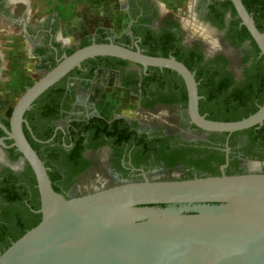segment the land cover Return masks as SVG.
<instances>
[{
	"label": "flooded vegetation",
	"instance_id": "af4514ba",
	"mask_svg": "<svg viewBox=\"0 0 264 264\" xmlns=\"http://www.w3.org/2000/svg\"><path fill=\"white\" fill-rule=\"evenodd\" d=\"M117 3L122 32L117 34L99 24L93 33L78 35L77 47L84 37H89L90 42L99 39L133 48L138 45L147 54L152 50L153 55L161 54L163 49L169 56L176 49L197 61L200 74L194 72V79L200 96L199 113L202 99L207 108L200 114L206 117L208 109L225 99L259 105L254 98L255 91L247 93L246 88L254 87L257 93L263 90L264 76L244 73L250 61L242 63L241 60L250 40L232 32L238 16H233L228 0H195L192 9L196 19L215 28L211 39L206 40L190 34L186 23L185 27L181 26L183 19L178 11L162 6L158 0H117ZM26 10L27 0H0V31L18 28L44 72L62 54H68L72 45L57 35L54 17L48 15L29 21L25 18ZM240 26L238 22L236 29ZM100 29L102 34L98 32ZM231 36H238L235 44ZM232 53L237 54L236 65L230 59ZM115 62L113 59L82 61L79 67L58 80L55 90L32 110L30 117L35 131L47 135L46 139H38L41 154L44 158L51 155L53 161L49 168L58 192L65 197L144 179L176 180L244 173L249 172L250 159L264 160V120L238 132L203 130L189 120L187 93L180 96L183 90L186 92L180 75L154 66L144 72L141 66L129 61L111 67ZM131 64L138 69L130 67ZM103 70L114 74L118 86L134 98L136 113L132 117L124 114L107 117L94 107L90 99L92 85L97 73ZM4 119L8 117H0V122ZM3 136L4 132L0 133L5 144L0 143V181L12 176L21 178L27 161L21 153L12 158L11 141ZM183 156L184 159L169 165L161 158ZM193 160L203 161L206 166L201 169ZM100 168L107 173V178L104 179ZM80 183L88 187L74 191ZM2 205L0 199V211ZM8 225L0 221V226Z\"/></svg>",
	"mask_w": 264,
	"mask_h": 264
},
{
	"label": "water",
	"instance_id": "95a60500",
	"mask_svg": "<svg viewBox=\"0 0 264 264\" xmlns=\"http://www.w3.org/2000/svg\"><path fill=\"white\" fill-rule=\"evenodd\" d=\"M230 1L264 56V33L242 0ZM98 56L127 60L144 72L148 66L175 71L185 84L189 120L203 130L233 132L264 120V102L237 120L200 114L194 72L173 55H150L112 40H92L62 54L17 98L8 127L0 122L3 138L34 174L40 213L0 253V264H264V172L144 179L72 197L54 190L48 167L25 136L23 126L31 130L24 114L71 69Z\"/></svg>",
	"mask_w": 264,
	"mask_h": 264
},
{
	"label": "trees",
	"instance_id": "16d2710c",
	"mask_svg": "<svg viewBox=\"0 0 264 264\" xmlns=\"http://www.w3.org/2000/svg\"><path fill=\"white\" fill-rule=\"evenodd\" d=\"M230 3V7L232 10L233 16L236 15V11L231 3L230 0H228ZM245 8L247 11L252 15L256 27L264 33V20L262 19L263 10H264V1L262 0H242ZM240 21L239 17H236L235 24L233 27V31L236 35L239 33V38H248L250 40L249 46L246 50L243 51V57H242V63H245L247 61H250L249 66L244 67V73L246 72H252L256 74H260L264 76V56L259 54V49L250 36L249 32L245 28L244 25L240 26V29H236L238 22ZM101 29L98 31L100 32ZM101 33V32H100ZM102 34V33H101ZM103 36V35H101ZM232 37V43L235 44V41L237 40V37ZM97 41H104V40H97ZM90 43L89 37H84L82 40V45H86ZM75 48H71L68 53L73 51ZM160 56H167L166 52L162 49ZM172 55L179 61L183 62L186 67L197 73L200 74V70L197 68V61L193 57H189L183 54V52L178 51L176 49H172ZM148 54H155L152 52V50H149ZM116 60L117 62L112 64L111 67H117L118 65H125L128 63L127 60H123L116 57H109V56H98L94 58H88L85 59L83 62H87L89 60ZM54 65V64H53ZM52 65V66H53ZM107 66V65H105ZM108 67V66H107ZM152 68L151 66L147 67V70ZM167 70H171L168 68H164ZM173 71V70H171ZM175 72V71H173ZM176 73V72H175ZM146 82L144 83V85ZM143 85V87H144ZM56 84H53L48 89H46L41 95L35 99V101L32 103V107L27 110L24 114V118L27 120V123L30 127L31 132L26 128V126H23L25 136L31 146L36 150L40 158L43 160L45 166L48 167L49 170H47L52 187L54 190L58 191V188L55 185V176L51 173V170L49 167H51L52 163V157L51 155L46 156L44 158L41 154L40 146L41 143L38 141V139H46L47 135L45 134H39L35 131L33 123L31 121V113L34 107L37 105V103L48 94H51L55 90ZM263 90H260L258 93L256 92V89L254 87L252 88H246V92H252L255 91L254 98L256 101H258V104H262L264 102V88ZM243 91V87H242ZM241 91V94L243 95V92ZM183 94L180 95L186 96L185 90H183ZM235 96H239V94H235ZM204 98V96L202 97ZM203 100L199 101V108L200 113H203L205 111ZM258 105V106H259ZM253 104L245 103L244 101H233V102H226L225 100H222V103L216 104L213 106V108L208 109V115L206 118L213 119V120H237L243 117L248 116L249 114L253 113L257 107ZM11 112V107L7 109L6 116L9 117ZM2 123L5 124L6 127H8V119H4ZM252 128V127H251ZM238 132V131H236ZM0 133L2 134L3 131L0 129ZM11 141V140H9ZM14 147H11L9 150L12 154V158L16 157L17 155H20V152L17 150L13 152ZM166 164H173L177 162L180 159H184L185 157H178L177 159H174L172 157H161ZM186 161V160H185ZM195 161V162H194ZM191 162H194L196 166L203 169L206 165L203 161H197L193 160ZM39 196H38V190L36 187V181L34 174L27 163L25 172L21 176V178H4L0 181V199L2 202L1 211H0V221H6L9 223L8 226H0V253L8 247V245L17 239L21 234H23L27 229L34 226L39 220H40V213H35L34 210L39 208ZM26 214L23 217H20L21 214Z\"/></svg>",
	"mask_w": 264,
	"mask_h": 264
},
{
	"label": "rangeland",
	"instance_id": "374dc122",
	"mask_svg": "<svg viewBox=\"0 0 264 264\" xmlns=\"http://www.w3.org/2000/svg\"><path fill=\"white\" fill-rule=\"evenodd\" d=\"M78 0H27V12L25 18L34 21V18H45L48 15L55 18L57 25L56 31L60 38L68 39V43L72 48L78 46L80 37H68L60 30L58 18L59 11L65 8L73 9ZM162 6L172 7L186 23L190 34L195 35L197 32L201 34V39H208L212 35L205 33L200 24L197 23L196 16L192 6L195 0H158ZM42 5V7H41ZM178 8H176V6ZM196 36V35H195ZM0 53L2 54L0 68V117H6V110L12 108L17 98L22 92L32 84L39 76L42 75V69H39L37 57L30 53V43L17 29H8L0 31ZM231 61L236 65L237 54L232 53ZM130 67L137 68L134 64ZM90 99L92 100L96 110L107 117L115 114H124L133 116L136 113L135 102L129 91L118 86L115 75L108 71H99L94 79ZM2 154L0 148V157ZM102 176L107 178V173L100 168ZM85 183H80L75 187L74 191L86 189Z\"/></svg>",
	"mask_w": 264,
	"mask_h": 264
},
{
	"label": "crops",
	"instance_id": "0c3cea01",
	"mask_svg": "<svg viewBox=\"0 0 264 264\" xmlns=\"http://www.w3.org/2000/svg\"><path fill=\"white\" fill-rule=\"evenodd\" d=\"M58 18L61 32L68 37L91 34L99 24H104L103 27L117 34L122 32V17L117 0H78L72 10L65 8L59 11Z\"/></svg>",
	"mask_w": 264,
	"mask_h": 264
},
{
	"label": "clouds",
	"instance_id": "9594fccd",
	"mask_svg": "<svg viewBox=\"0 0 264 264\" xmlns=\"http://www.w3.org/2000/svg\"><path fill=\"white\" fill-rule=\"evenodd\" d=\"M198 24L201 25V27L204 29L205 33L207 34H211L212 32L215 31V28L211 25L205 24L201 21H197ZM181 26L185 27L183 20L181 21ZM197 37H201V34L199 32H197L195 34ZM203 38V37H201ZM68 41L66 40L65 43H67ZM248 170L249 172L252 173H259V172H264V160H260L257 158H252L248 161Z\"/></svg>",
	"mask_w": 264,
	"mask_h": 264
}]
</instances>
